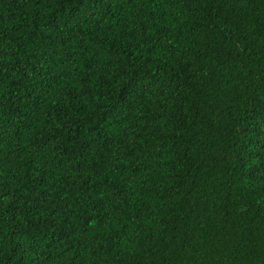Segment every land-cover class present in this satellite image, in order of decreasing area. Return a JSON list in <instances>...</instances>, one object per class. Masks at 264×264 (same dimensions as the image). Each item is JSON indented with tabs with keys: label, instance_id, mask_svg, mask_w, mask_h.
<instances>
[{
	"label": "trees",
	"instance_id": "16d2710c",
	"mask_svg": "<svg viewBox=\"0 0 264 264\" xmlns=\"http://www.w3.org/2000/svg\"><path fill=\"white\" fill-rule=\"evenodd\" d=\"M0 70V264H264V0H0Z\"/></svg>",
	"mask_w": 264,
	"mask_h": 264
},
{
	"label": "snow or ice",
	"instance_id": "6c2138e0",
	"mask_svg": "<svg viewBox=\"0 0 264 264\" xmlns=\"http://www.w3.org/2000/svg\"><path fill=\"white\" fill-rule=\"evenodd\" d=\"M0 71H2V70H0ZM39 155H40V153H39V151H37V156H39ZM136 171H139V168H137Z\"/></svg>",
	"mask_w": 264,
	"mask_h": 264
}]
</instances>
